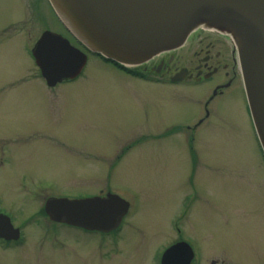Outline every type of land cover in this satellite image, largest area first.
<instances>
[{
	"label": "rangeland",
	"instance_id": "rangeland-1",
	"mask_svg": "<svg viewBox=\"0 0 264 264\" xmlns=\"http://www.w3.org/2000/svg\"><path fill=\"white\" fill-rule=\"evenodd\" d=\"M43 31L65 37L44 0H0V209L24 237L0 264H159L180 239L200 264H264V162L244 114L241 130L209 119L192 137L204 88L144 84L92 56L47 88L28 56ZM107 189L130 203L114 241L41 214L48 195Z\"/></svg>",
	"mask_w": 264,
	"mask_h": 264
},
{
	"label": "water",
	"instance_id": "water-1",
	"mask_svg": "<svg viewBox=\"0 0 264 264\" xmlns=\"http://www.w3.org/2000/svg\"><path fill=\"white\" fill-rule=\"evenodd\" d=\"M63 24L88 49L128 66L141 65L181 47L204 26L230 35L237 56L252 123L264 153V0H49ZM49 87L75 78L85 56L61 36L45 31L32 49ZM128 204L115 195L82 200L48 199L54 222L107 233L119 224ZM0 237L14 239L0 217ZM190 248H168L161 264H190Z\"/></svg>",
	"mask_w": 264,
	"mask_h": 264
},
{
	"label": "flooded vegetation",
	"instance_id": "flooded-vegetation-1",
	"mask_svg": "<svg viewBox=\"0 0 264 264\" xmlns=\"http://www.w3.org/2000/svg\"><path fill=\"white\" fill-rule=\"evenodd\" d=\"M179 52L185 54L180 55ZM139 71L142 77L137 78L141 82L168 87L204 88V95L201 97H205L207 93V98L201 106L196 105L202 107L204 117L185 126L192 137L194 133L200 132L201 126L209 119L213 120L208 121L204 129L212 123L214 127L217 124L216 129H222L219 125L224 119L229 123L231 119L235 121L233 105H236L238 115L243 118V113L247 125L250 124L236 52L227 37L211 30L199 29L192 33L183 47L156 56L141 66ZM187 83L191 85H186ZM189 118L186 122H191L194 115Z\"/></svg>",
	"mask_w": 264,
	"mask_h": 264
},
{
	"label": "bare ground",
	"instance_id": "bare-ground-1",
	"mask_svg": "<svg viewBox=\"0 0 264 264\" xmlns=\"http://www.w3.org/2000/svg\"><path fill=\"white\" fill-rule=\"evenodd\" d=\"M199 29H207V30H210V29H208L207 27H204V26H199V27H197V28H195L187 37H186V39L184 40V42L182 43V45L181 46H184L186 43H187V41H188V39H189V37L192 35V33H194L195 31H197V30H199ZM211 31H214V32H216V33H218L219 35H221V36H224V37H227L230 41H231V43H232V45H233V47H234V49H235V52L237 53V46H236V44H235V42H234V40H233V38L230 36V35H227V34H224V33H222V32H219V31H217V30H211ZM73 38V37H72ZM237 62H238V65H239V61L237 60ZM83 74V73H82ZM81 76V75H80ZM79 76V77H80ZM126 76V75H125ZM129 77V76H128ZM138 82H141V81H138ZM141 83H144V84H149V85H153V84H150V83H146V82H141ZM155 85V84H154ZM155 86H160L159 84H157V85H155ZM234 103V102H233ZM233 103H231V104H233ZM230 104V105H231ZM232 110L234 111V119H235V122L238 124V125H236L235 127H237V128H235V129H239V130H241L240 129V127L241 128H243V126H242V118H241V116L240 115H238V112H237V108H236V105H233V107H232ZM249 114H250V112H249ZM251 117V116H250ZM252 120V119H251ZM253 124V123H252ZM240 125V126H239ZM253 132H254V134H255V136L257 137V135H256V132H255V129H254V126H253ZM258 139V138H257ZM258 142H259V140H258ZM262 155H263V162H264V153H263V151H262ZM263 197V196H262ZM123 230V228L120 230V232ZM167 250V249H166ZM165 250V251H166ZM199 264H200V259H199Z\"/></svg>",
	"mask_w": 264,
	"mask_h": 264
}]
</instances>
